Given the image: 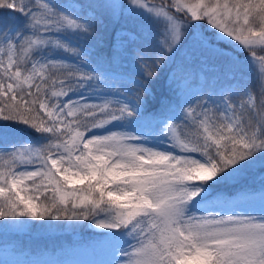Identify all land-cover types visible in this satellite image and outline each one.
Segmentation results:
<instances>
[{
    "label": "rangeland",
    "instance_id": "rangeland-1",
    "mask_svg": "<svg viewBox=\"0 0 264 264\" xmlns=\"http://www.w3.org/2000/svg\"><path fill=\"white\" fill-rule=\"evenodd\" d=\"M172 1L0 2V95L24 83L41 94L52 121L45 131H67L49 149L29 138L0 142V264H178L181 256L264 264V170L254 187L229 196L201 182L217 176L204 150L212 140L264 149V29L250 22L249 0L234 9ZM179 7L197 22L194 30ZM206 14L210 27L199 17ZM200 28L213 30L209 40ZM107 39L122 56L113 69L97 54V41ZM158 92L175 106L160 126L136 127L113 108L90 112L104 105L143 113ZM248 110L253 133L241 114ZM250 175L239 169L234 178ZM91 185L116 201L94 202ZM7 200L17 210L5 208ZM91 204L100 213L72 230L76 242L66 249L36 254L18 245L41 209L39 234L66 211L71 227L74 211ZM89 229L85 240L81 231Z\"/></svg>",
    "mask_w": 264,
    "mask_h": 264
},
{
    "label": "trees",
    "instance_id": "trees-1",
    "mask_svg": "<svg viewBox=\"0 0 264 264\" xmlns=\"http://www.w3.org/2000/svg\"><path fill=\"white\" fill-rule=\"evenodd\" d=\"M149 1L154 2L156 0ZM247 1L248 0H244V2ZM239 2L243 4V1L241 0H203L205 5L219 7L224 4L226 6H240ZM248 3L249 4L245 7V12H248L247 15L249 16L250 22L253 23L256 28L264 29V0H249ZM234 8L235 7H232V9ZM204 20L208 22L206 17H204ZM235 44L236 43H233L234 46ZM111 52L113 51L111 50ZM16 96V99L10 96L1 99V105L4 110L6 120L4 123H0V126H2L0 141H24V138L31 136L33 139H35V142L47 146L51 145L52 137L48 140H43L40 137V134L45 133L44 128L48 123V118L45 117L39 109V93H32L26 90L25 87H19ZM150 111H154L152 114L153 116H161L168 113L166 105L159 102V100L153 102V108L151 107ZM243 115L245 116V125L247 131L252 132L253 123L249 117V112L247 111L243 113ZM210 148L211 154L214 156L219 165L218 174L220 176L218 181L213 183V185L218 186L221 189H229V191L235 189L234 185L237 184L238 178H234V174L236 171H239V168H241V170H246L248 168V172L252 170L253 174L264 168V158L260 157L261 155H264L263 148H258L255 150L254 147V149L249 150L248 148L238 146L227 139H224L223 141L218 140L217 143L211 144ZM232 153L239 154L242 157L241 161L235 159L231 155ZM260 162H262V164ZM90 187L92 191H96L92 197L94 202L102 198V196L99 194V189L94 186ZM96 206L97 208H100L101 203L97 202ZM7 208L14 210L11 206ZM74 212L77 215V218L76 220L72 221L71 227L67 226L66 219V216L71 214V211H66L63 212L64 218L59 221L52 231L46 230L45 233L39 234L36 231V228L40 227V216H42L41 209L38 215H36L35 220L32 222V225L29 226V238H27L26 235L22 237L23 244L34 251H42L45 248L64 246L69 240L73 238L71 235L72 230L85 228L87 226L89 217L92 216L95 211L93 210V205L91 204L90 206L81 205ZM180 264L195 263L187 258H181Z\"/></svg>",
    "mask_w": 264,
    "mask_h": 264
}]
</instances>
